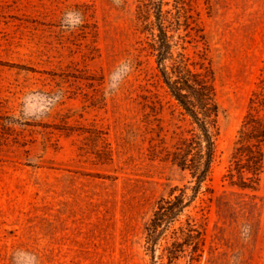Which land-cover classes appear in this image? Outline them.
<instances>
[{
    "label": "rangeland",
    "instance_id": "obj_1",
    "mask_svg": "<svg viewBox=\"0 0 264 264\" xmlns=\"http://www.w3.org/2000/svg\"><path fill=\"white\" fill-rule=\"evenodd\" d=\"M159 23L224 111L208 180L153 246L193 128L161 78ZM250 116L264 122V0H0V264H168L190 225L200 264H264V166L238 174Z\"/></svg>",
    "mask_w": 264,
    "mask_h": 264
},
{
    "label": "trees",
    "instance_id": "obj_2",
    "mask_svg": "<svg viewBox=\"0 0 264 264\" xmlns=\"http://www.w3.org/2000/svg\"><path fill=\"white\" fill-rule=\"evenodd\" d=\"M157 29L159 32L154 34V51L161 78L170 95L189 117L193 128L191 136L184 138L173 154L174 163L188 171L190 180L179 189L178 194L174 192L170 197L162 198L158 202L154 217L147 226L148 243L153 246L169 231L174 222L183 216L186 208L196 199L208 180L215 159L216 136L219 134L218 120L224 111L217 99L212 78L192 69L184 59L175 60L174 45L163 24H157ZM248 120L239 131L241 146L238 155L239 158L244 155L247 158L246 163L242 158L239 160L238 174L243 178L247 171L252 174L248 176L249 179L258 180L264 166V122L253 116ZM242 164H247L245 169ZM243 183L246 185L245 181ZM194 231L200 234L192 225L188 231L183 227L174 230V241L165 249L164 254L168 264H178L185 256L188 246H191V250L185 264H200L202 250L199 236L194 235Z\"/></svg>",
    "mask_w": 264,
    "mask_h": 264
}]
</instances>
